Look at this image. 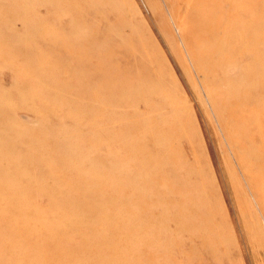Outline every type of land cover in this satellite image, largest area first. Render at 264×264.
I'll return each instance as SVG.
<instances>
[{"label": "rangeland", "instance_id": "1", "mask_svg": "<svg viewBox=\"0 0 264 264\" xmlns=\"http://www.w3.org/2000/svg\"><path fill=\"white\" fill-rule=\"evenodd\" d=\"M196 3L0 0V264H264V0Z\"/></svg>", "mask_w": 264, "mask_h": 264}, {"label": "bare ground", "instance_id": "2", "mask_svg": "<svg viewBox=\"0 0 264 264\" xmlns=\"http://www.w3.org/2000/svg\"><path fill=\"white\" fill-rule=\"evenodd\" d=\"M197 3H198V0H197ZM197 3H196V5H197ZM204 22H203V21ZM202 20L200 19V18H198V19H196V17H195V15H194V12L192 11L191 12V15H190V19H188V18H186V20H184V23H190V24H192V26L195 28V31L194 32H190V33H185V39H186V42H187V45H188V47H189V49H190V51L192 52V58L196 61V56L194 55V52H193V50H192V42L194 41L195 43H196V40H199L202 44L204 43V42H208L209 41V38L206 36H204V39H203V34H201V33H197V35H196V29H201V28H203V30L205 31L206 29L208 30V27L210 28V27H212V21L211 20H209V21H207V19H206V17L205 16H203L202 17ZM207 21V22H206ZM205 23H206V27L204 26L205 25ZM215 29L212 27V31H214ZM104 34H103V32H101L99 35H95V36H97L96 38L95 37H91V38H88V39H86L85 40V42L86 43H95V42H98L99 41V43H101V41H102V39H101V37L103 36ZM100 40H99V39ZM103 38V37H102ZM97 39V40H96ZM205 40V41H204ZM216 41V40H215ZM215 41L214 42H212V44H210L209 42V47L207 48V49H205V51L203 52V58H201L202 59V61H206L207 62V64H208V68L210 69L211 68V66L213 65V60H212V56H213V54H215V52H218V50H215L214 51V49H213V47L215 46V45H217V43H215ZM194 43V44H195ZM107 55H109V52H107L106 53ZM200 59V58H199ZM151 66H153V64L151 63ZM206 68H207V66H206ZM151 71H152V68H151ZM146 73V75L145 74H143V73H139V75H137V76H143V75H145L147 78H149L150 77V75H152V73H150V72H145ZM119 77H121V73H120V75H119ZM140 92V91H139ZM236 154V153H235ZM239 161H240V163H241V165L243 166V168H244V173L246 172L247 174H248V176H247V178H248V180H249V182H250V184H252L253 185V180L251 179V177H250V175H249V170L250 169H248V167L245 165V164H243L242 163V160H241V158H239ZM246 164H249V163H247L246 161H244ZM62 250L61 249H58L57 250V254L55 253L54 255H56V256H58V254L60 255L62 252H61ZM54 253V252H53Z\"/></svg>", "mask_w": 264, "mask_h": 264}]
</instances>
